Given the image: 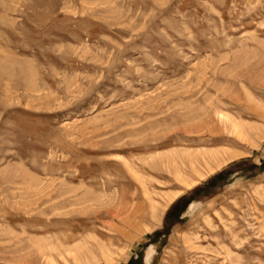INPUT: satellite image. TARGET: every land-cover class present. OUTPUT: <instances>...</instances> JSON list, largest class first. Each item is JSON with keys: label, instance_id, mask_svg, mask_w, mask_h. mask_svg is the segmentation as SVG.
Wrapping results in <instances>:
<instances>
[{"label": "rangeland", "instance_id": "rangeland-1", "mask_svg": "<svg viewBox=\"0 0 264 264\" xmlns=\"http://www.w3.org/2000/svg\"><path fill=\"white\" fill-rule=\"evenodd\" d=\"M254 106L264 0H0V264H264Z\"/></svg>", "mask_w": 264, "mask_h": 264}, {"label": "bare ground", "instance_id": "bare-ground-1", "mask_svg": "<svg viewBox=\"0 0 264 264\" xmlns=\"http://www.w3.org/2000/svg\"><path fill=\"white\" fill-rule=\"evenodd\" d=\"M220 97V96H219ZM209 98V97H208ZM220 100V99H219ZM218 100V101H219ZM217 101V102H218ZM216 102V100H215ZM221 102V101H220ZM211 104V103H210ZM213 106H214V103H212ZM221 104V103H220ZM217 105V104H216ZM200 106V105H199ZM201 107V106H200ZM209 108V107H208ZM215 108V107H213ZM254 110V109H257V113H258V109L261 110V112H259L258 114V118L261 117L262 119L264 118V108L263 107H255L254 108H250V110ZM205 110V109H204ZM213 111V110H212ZM211 111V113H212ZM256 111V110H254ZM214 117L216 118V123H218L220 129L225 132L226 134L236 138L237 140L241 141V142H244V143H248L250 142V140L257 136L259 133H261V128L257 125H247L244 123V121L241 120V118H233V117H230L228 115H224L222 113H220L217 108L216 110H214ZM206 114V110H205V113ZM227 114V113H226ZM188 116V115H187ZM240 116V115H239ZM194 117V116H193ZM201 117V116H200ZM241 117V116H240ZM191 118V117H190ZM204 119V118H203ZM210 119V118H209ZM212 119V118H211ZM210 119V120H211ZM190 120V119H189ZM194 120V119H193ZM202 120V119H201ZM205 120H206V117H205ZM215 120V119H214ZM204 124V122L202 123ZM207 124V123H205ZM204 124V125H205ZM195 127V126H194ZM200 127V126H199ZM216 128V127H215ZM214 128V129H215ZM195 129H197L195 127ZM194 130V129H193ZM264 130V129H263ZM209 132V130H208ZM210 134V132H209ZM214 134V133H212ZM212 134L210 136V142H214L216 141V137H212ZM261 135V134H260ZM227 138V137H226ZM219 139V138H218ZM217 139V140H218ZM230 141V138H227L226 141ZM208 141V140H207ZM219 141V140H218ZM214 144V143H213ZM212 144V145H213ZM216 144V143H215ZM225 156V162L226 161H232V160H235L236 158H238L239 156L235 153V154H229L228 152H225V151H213V152H199V153H184V154H177L176 157L177 159L179 158L181 161L183 160H186L191 167L194 166V164L196 162H198V160H201L203 161L205 164H208L209 163H217L219 160H223ZM174 158L175 156L174 155H166L164 157H161L160 159V164L167 167V168H171L173 167V163H174ZM211 165V164H210ZM179 166V165H178ZM217 166H219L217 164ZM133 170V168H132ZM170 171V170H169ZM132 172V171H131ZM134 172V171H133ZM173 172V171H172ZM144 184V182H143ZM142 184V185H143ZM144 188V187H142ZM179 195H175V196H170L169 197V200L170 202L168 203V206L178 197ZM156 208V207H155ZM152 205H151V209L153 211V209H155ZM164 209V208H163ZM167 209V208H166ZM155 211V210H154ZM156 211H157V208H156ZM164 212V211H163ZM153 213V212H152ZM154 215V214H153ZM156 223L159 221L157 215L152 218ZM76 252V251H75ZM71 253L72 254V257H73V260H78L80 261L81 259H86V254H84V251H79L76 252V253ZM49 262L50 264H52L51 261H47Z\"/></svg>", "mask_w": 264, "mask_h": 264}]
</instances>
